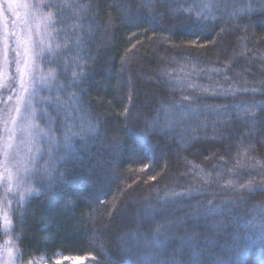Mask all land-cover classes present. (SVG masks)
<instances>
[{
    "label": "snow or ice",
    "instance_id": "snow-or-ice-1",
    "mask_svg": "<svg viewBox=\"0 0 264 264\" xmlns=\"http://www.w3.org/2000/svg\"><path fill=\"white\" fill-rule=\"evenodd\" d=\"M220 6L212 0H124L118 5L120 15L131 25L139 27L143 12L158 21L154 46L169 53L159 58L155 75L147 77L164 90L163 98L155 102L158 106L151 108L147 94L138 104L134 82L129 79L127 96L121 97L128 105L120 115L126 122L141 121L145 138L175 141L178 152L190 145L211 153V158L205 157L211 171L194 164L181 174L198 177L200 187L189 183L176 191L166 185L163 196L156 190L155 204L143 197L136 201L140 206L127 215V202L119 199L126 192L119 184L118 196L103 202L107 213L103 230L115 237L119 257L128 264H235L236 252L219 248V237L232 224L222 217L225 209H246V227L264 238V155L256 148L257 144L264 148V103L256 100L259 94L264 101V71L259 80L256 75L250 78L256 86L245 87L249 80L241 83L225 67L197 68L199 58L191 52L165 47L176 34L173 20L203 30L210 16L216 19L213 8ZM230 6L236 16L264 11V0H234ZM98 7L96 0H0V264H47L42 255L22 247L26 216L35 203H29V198L43 195L45 182L62 180L67 168L58 167L59 162L78 160V149L102 127L100 115L89 103L96 71L94 34L103 27L105 41L110 43L112 22L99 20ZM140 43L137 37L126 49L122 71L126 62L131 63L127 54ZM188 45L204 47L195 41ZM173 53L183 63L171 58ZM189 64L192 70L186 71ZM193 77L206 80L207 85ZM177 89L179 99L175 98ZM236 92L252 93L251 102L237 101ZM228 97L233 98L231 103L210 102ZM146 108L151 110L146 112ZM120 144L116 139L112 145L117 153ZM149 167L143 164L132 171L144 172ZM112 175L119 178V169L113 168ZM156 178L152 175L149 180ZM209 188L211 198L206 195ZM217 190L225 195L218 197ZM236 231L247 235L242 229ZM239 244L234 241L233 248ZM89 258L94 264H117L110 257L95 255H62L54 264H86Z\"/></svg>",
    "mask_w": 264,
    "mask_h": 264
},
{
    "label": "trees",
    "instance_id": "trees-1",
    "mask_svg": "<svg viewBox=\"0 0 264 264\" xmlns=\"http://www.w3.org/2000/svg\"><path fill=\"white\" fill-rule=\"evenodd\" d=\"M96 2L99 5L96 10L99 20L103 24H107L109 20L112 22L109 30L110 43L105 41L103 27L94 34L93 55L96 57V71L89 93V103L93 105L95 113L100 115L102 127L99 128L98 135L90 138L83 148L78 149V160L59 162L58 167L67 168V174L62 180L45 182L42 187L37 184V187H41L43 195L29 198V203H35L26 216L27 231L23 236L22 247L29 252L39 253L47 263L53 261L57 255H95L98 259H103L104 256L117 261V264H128V261L119 257L115 248V237L103 230L107 223L103 202L118 196L117 184L126 192V196L119 199L121 202H127V215L140 206L136 201L143 197L150 198L151 203L155 204L156 190H160L159 194L163 196L166 185L175 187L176 191H181L183 186L189 183L200 187L198 177L190 179L189 174L181 175L185 173L186 168L190 169L195 164L206 172L211 171L209 161L205 160V157L211 158L210 152H202L190 145L186 150L178 152L175 141L162 143L160 139L145 138L141 132V121L126 122L125 117L120 115L123 107L128 105L126 99L121 101V97L127 96L129 79L134 82V97L138 104L143 102L147 94L153 102L151 108L158 106L155 102L163 98L164 90L147 77L155 75L159 58L168 56L169 53L154 46L158 44L157 35L154 34L159 33V22L154 21L147 12L140 14L141 21L137 27L129 24L124 16L120 15L118 5L124 0ZM212 2H219L221 5L212 10L216 19L210 16L204 22L203 30H197L187 23L180 26L182 21L173 20L177 25L176 34L165 47L172 48L174 45L177 50L191 52L192 57L199 58L197 68L211 69L223 66L226 71H230V75L236 76L238 72H243L248 77L256 75L259 80V73L264 70V40H261V36H264V11L257 9L233 16V8L230 5L234 0ZM221 29L225 31L222 32ZM133 33L136 35L133 36ZM217 33H220L219 37ZM163 36L167 37L168 33H163ZM245 36L251 39H244ZM137 37L141 43L127 54L131 63L126 62L122 71L121 57L125 56L126 49L136 43ZM210 40H216L217 43L212 44ZM189 41H195L204 47H191L188 45ZM192 57H189V60ZM171 58L183 63L181 57L175 56L174 53ZM191 70L189 64L186 71ZM177 74L183 76L178 69ZM198 80L201 83L202 79ZM203 84L207 85L206 80H203ZM175 98H180L179 89ZM232 101L233 98L228 97L226 100L217 99L210 102ZM259 103H264L260 95ZM150 110L145 109L146 112ZM256 113L259 115L260 109ZM116 139L121 141L118 153L112 146ZM256 148L264 155V148L259 144ZM212 151L215 152L216 149L213 148ZM143 164H149L150 167L144 172L132 171L139 169ZM113 168L119 169V178L112 175ZM152 175H156V180H149ZM177 184L181 187H176ZM126 185L132 187L127 188ZM211 191L210 188L206 191L209 198ZM224 195L218 192V197ZM196 199L203 201L204 197L197 195ZM108 211L112 209L109 207ZM245 213L246 209L243 208L225 209L222 212V217L231 220L232 224L226 234L219 237V248L221 251H235V264H264V238L251 234V230L246 227ZM236 229H242L247 235ZM237 240L240 244L238 249H234L233 242ZM87 264L94 262L89 258Z\"/></svg>",
    "mask_w": 264,
    "mask_h": 264
},
{
    "label": "rangeland",
    "instance_id": "rangeland-1",
    "mask_svg": "<svg viewBox=\"0 0 264 264\" xmlns=\"http://www.w3.org/2000/svg\"><path fill=\"white\" fill-rule=\"evenodd\" d=\"M244 1H246V0H244ZM264 71V70H263ZM237 77H238V79L240 80V82L242 83L243 82V80H245V79H248L249 80V83L248 84H246V85H244L245 87H253V86H256V84H254V83H252L251 82V77H248L246 74H244L243 72H238L237 73V75H236ZM195 80H197V82L198 83H200V81L198 80V79H201V78H197V77H195L194 78ZM258 80V79H257ZM207 82V81H206ZM201 83H203V79L201 80ZM237 86H239V85H237ZM236 99H237V101H239V100H247V101H249V102H251V100H252V96H253V94L252 93H240V92H236ZM256 100H257V102L259 103V94H256ZM225 103H230V102H225ZM260 108H257L256 109V111H258ZM245 218H247L248 219V217L247 216H245ZM251 234H253L255 237H258V236H260V234L258 233V232H256L255 230H251ZM58 257H60L59 255H57L55 258H54V260L53 261H51L50 263H47V264H54V262H55V259H57ZM88 261H89V259L86 261V264L88 263ZM65 264H70V262H65Z\"/></svg>",
    "mask_w": 264,
    "mask_h": 264
}]
</instances>
